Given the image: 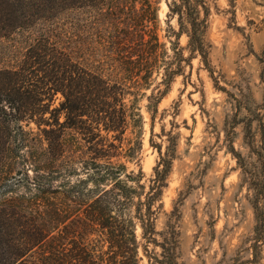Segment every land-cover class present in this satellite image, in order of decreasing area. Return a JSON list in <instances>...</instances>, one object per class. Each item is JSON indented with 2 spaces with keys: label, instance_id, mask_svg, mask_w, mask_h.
I'll list each match as a JSON object with an SVG mask.
<instances>
[{
  "label": "trees",
  "instance_id": "16d2710c",
  "mask_svg": "<svg viewBox=\"0 0 264 264\" xmlns=\"http://www.w3.org/2000/svg\"><path fill=\"white\" fill-rule=\"evenodd\" d=\"M160 3L0 0V264H143L138 222L149 264H180L177 207L164 231L156 227L177 143L164 152L155 145L161 157L147 192L144 172L129 163L142 153L143 99L154 120L195 55L210 68L212 9L209 0L169 1V47L159 33ZM257 59L264 84V47ZM253 101L236 97L225 122L256 216L250 258L237 252L227 264L257 263L264 248V123L254 129ZM241 124L247 156L235 146ZM151 244L160 251L149 254Z\"/></svg>",
  "mask_w": 264,
  "mask_h": 264
},
{
  "label": "rangeland",
  "instance_id": "374dc122",
  "mask_svg": "<svg viewBox=\"0 0 264 264\" xmlns=\"http://www.w3.org/2000/svg\"><path fill=\"white\" fill-rule=\"evenodd\" d=\"M169 1L161 0L160 3L159 33L170 47L175 36L168 26ZM209 3L212 10L206 40L210 44L212 69L200 55H195L192 67L187 66L184 74L175 78L162 98L154 120L146 106L148 100L143 99L142 153L138 163H129V170L144 172L141 183L147 192L161 157L155 145H161L164 152L171 141L177 143L173 168L159 201L163 208L157 216L156 227L159 232L167 228L176 206L181 240L180 264H227L237 252H241L244 259L250 258L245 248L255 237L252 193L247 184L242 183L241 168L227 147L225 122L232 113L236 97L251 94L254 101L248 103L249 107H256L258 113L253 122L254 129L264 123V106L257 105L262 103L264 90L260 79L262 65L257 59L264 47V0H209ZM170 23L179 30L176 17L171 18ZM179 42L185 56H189L188 35L182 34ZM147 92L151 94L152 90ZM61 100L59 93L55 96L54 106ZM30 126L37 131L34 122ZM235 131V146L247 156L249 148L244 146L243 125H238ZM256 160L257 156L254 157ZM22 163L18 168H26ZM136 231L143 264H149L140 222ZM157 238L161 240L160 235ZM154 250L160 251V247L151 244L149 254ZM248 264H264V248L262 258Z\"/></svg>",
  "mask_w": 264,
  "mask_h": 264
}]
</instances>
